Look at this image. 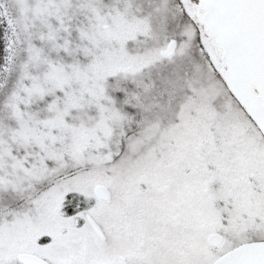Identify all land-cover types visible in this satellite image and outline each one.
I'll return each mask as SVG.
<instances>
[{"label":"snow or ice","instance_id":"6c2138e0","mask_svg":"<svg viewBox=\"0 0 264 264\" xmlns=\"http://www.w3.org/2000/svg\"><path fill=\"white\" fill-rule=\"evenodd\" d=\"M0 264H264V0H0Z\"/></svg>","mask_w":264,"mask_h":264}]
</instances>
